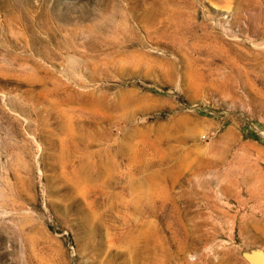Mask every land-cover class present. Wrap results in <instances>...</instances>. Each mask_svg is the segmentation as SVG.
Instances as JSON below:
<instances>
[{
    "label": "rangeland",
    "instance_id": "obj_1",
    "mask_svg": "<svg viewBox=\"0 0 264 264\" xmlns=\"http://www.w3.org/2000/svg\"><path fill=\"white\" fill-rule=\"evenodd\" d=\"M0 264H264V0H0Z\"/></svg>",
    "mask_w": 264,
    "mask_h": 264
}]
</instances>
